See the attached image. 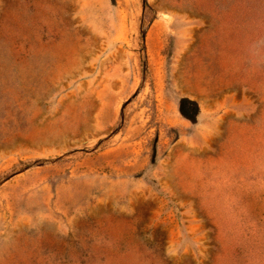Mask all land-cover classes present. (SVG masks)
Instances as JSON below:
<instances>
[{
    "label": "rangeland",
    "instance_id": "374dc122",
    "mask_svg": "<svg viewBox=\"0 0 264 264\" xmlns=\"http://www.w3.org/2000/svg\"><path fill=\"white\" fill-rule=\"evenodd\" d=\"M0 264H264V0H0Z\"/></svg>",
    "mask_w": 264,
    "mask_h": 264
}]
</instances>
